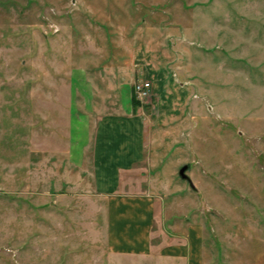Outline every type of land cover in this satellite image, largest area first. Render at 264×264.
I'll return each instance as SVG.
<instances>
[{"label": "rangeland", "instance_id": "obj_1", "mask_svg": "<svg viewBox=\"0 0 264 264\" xmlns=\"http://www.w3.org/2000/svg\"><path fill=\"white\" fill-rule=\"evenodd\" d=\"M76 92L140 125L119 193L155 201V245L193 228L207 264H264V0H0V264H175L110 252Z\"/></svg>", "mask_w": 264, "mask_h": 264}, {"label": "crops", "instance_id": "obj_2", "mask_svg": "<svg viewBox=\"0 0 264 264\" xmlns=\"http://www.w3.org/2000/svg\"><path fill=\"white\" fill-rule=\"evenodd\" d=\"M86 80L89 82L90 78ZM76 94L73 98L76 111L70 123L69 158L86 172L84 168L90 162L88 151L95 141L93 175L97 191L107 198L106 242L110 252L127 257L157 256L175 264H207L205 241L196 229L191 228L186 239H174L176 242L171 243L166 239L155 245L152 239L155 201L145 195L119 193L122 172L142 159L141 127L131 110H126L122 104L108 112L96 107L95 112L100 114L94 115L90 108L91 103L94 108L97 93H93L91 99L86 95L83 102L78 92ZM119 96L123 97V93H115L116 99ZM129 97L131 100L132 95ZM111 99L112 94L104 97V100ZM93 116L99 119L94 120Z\"/></svg>", "mask_w": 264, "mask_h": 264}, {"label": "built area", "instance_id": "obj_3", "mask_svg": "<svg viewBox=\"0 0 264 264\" xmlns=\"http://www.w3.org/2000/svg\"><path fill=\"white\" fill-rule=\"evenodd\" d=\"M151 83L149 81L139 80L136 84V93L140 98H145L149 95Z\"/></svg>", "mask_w": 264, "mask_h": 264}, {"label": "water", "instance_id": "obj_4", "mask_svg": "<svg viewBox=\"0 0 264 264\" xmlns=\"http://www.w3.org/2000/svg\"><path fill=\"white\" fill-rule=\"evenodd\" d=\"M188 169H189L188 164L183 165L179 170V175L182 179L187 180L191 185H193L192 179L190 175L187 173Z\"/></svg>", "mask_w": 264, "mask_h": 264}, {"label": "trees", "instance_id": "obj_5", "mask_svg": "<svg viewBox=\"0 0 264 264\" xmlns=\"http://www.w3.org/2000/svg\"><path fill=\"white\" fill-rule=\"evenodd\" d=\"M133 103L135 104V106L138 103L137 100L134 97H133Z\"/></svg>", "mask_w": 264, "mask_h": 264}]
</instances>
